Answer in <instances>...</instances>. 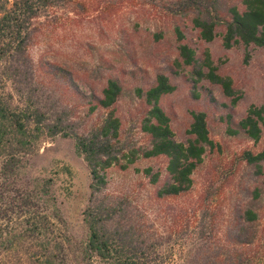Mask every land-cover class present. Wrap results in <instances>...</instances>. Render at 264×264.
Here are the masks:
<instances>
[{
  "label": "trees",
  "instance_id": "16d2710c",
  "mask_svg": "<svg viewBox=\"0 0 264 264\" xmlns=\"http://www.w3.org/2000/svg\"><path fill=\"white\" fill-rule=\"evenodd\" d=\"M126 5L132 10L137 5V11H152L159 21L170 22L179 43L177 61L201 79L222 84L229 96L234 93L232 80L218 73L209 57L203 64L207 70L203 69L177 21L189 18L205 41L221 32L226 47L239 44L264 49V0H0V78L13 87L12 91L0 88L3 169H14L20 161L18 153L33 150L42 138L74 140L91 179L83 212L87 230L78 244L79 264H264V145L260 150L242 148L224 161L208 114L202 110L192 112L187 135L178 140L163 105L164 98L177 88L173 77L179 72L172 68L160 69L150 84L134 88L143 107L133 115L134 125L146 136L139 144L118 113L127 90L113 66L95 65L94 72L105 78L104 84L100 90L92 86L87 95L76 83L72 68L55 57L50 47L41 51L43 56L35 52L63 33L79 34L83 45L87 23L99 33L124 31L117 18ZM165 28L157 29L156 40L165 35ZM57 88L62 89L59 97ZM69 93L81 101L70 103ZM82 106L83 112L95 115L89 126L81 125ZM233 126L230 132L257 143L264 134V107L252 105ZM206 157L210 159L204 165ZM156 158H162L164 166L148 165L142 171L153 187L151 197L158 201L192 198L182 209L176 239L172 232L162 236L153 231L133 213L127 197L105 193L111 169H127L140 159ZM199 173L203 184L196 189ZM52 184L53 178L46 177L35 183L37 207L48 209ZM46 210L36 213L29 227L36 239L46 235L54 217ZM178 240L180 254L174 259L171 248L176 249L173 243ZM40 245L45 250L43 264H67L60 253H52L59 247L42 240Z\"/></svg>",
  "mask_w": 264,
  "mask_h": 264
},
{
  "label": "rangeland",
  "instance_id": "374dc122",
  "mask_svg": "<svg viewBox=\"0 0 264 264\" xmlns=\"http://www.w3.org/2000/svg\"><path fill=\"white\" fill-rule=\"evenodd\" d=\"M136 7L134 5L132 10L126 5L123 15L117 18L118 27L124 28V31L99 33L98 29H93L94 26L87 23L83 30V45L79 43V34L63 33L60 38L38 46L35 52L43 56L41 51L46 45L50 47L55 57L72 68L78 78L76 83L87 95L92 91V86L100 90L104 84L105 78L94 72L95 65L105 62L113 66V72L122 78L127 90L124 99L118 103V113L125 123L124 128L139 144L144 143L146 136L139 131V125H134L133 115L139 114V109L143 108L135 96L134 88L150 84L160 69L169 71L172 68L179 72L173 77L177 88L164 98L163 105L172 118L171 125L178 140L185 139L192 112L202 110L208 114L212 136L220 144L222 152L219 155L224 161L233 152L245 147L260 150L264 145V134L256 143L230 132V129H235V126L232 128L230 125L241 120L252 105L264 107V49L239 44L226 47L221 32L214 40L205 41L189 18L177 21L182 27L184 41L195 52L203 69L207 70L203 64L209 57L217 72L232 80L234 93L229 96L222 84L214 83L209 78L201 79L193 70L184 68L177 61L179 43L171 26H168L170 22H160L155 12L140 9L138 12ZM164 26L167 30L165 35L156 40L154 33ZM0 88L8 91L13 89L5 78H0ZM56 90V96L59 97L62 89ZM74 94H67V99L70 103L80 102V99L75 100ZM84 110L82 106V127L89 126L95 117ZM74 144L72 138H42L33 150L19 152L20 161L14 169L6 171L3 169L5 156L0 153V264H43L45 250L40 245L41 240L50 242L52 248L59 247L53 249L52 253H60L67 264H79L78 244L86 235L83 212L89 202L91 179L88 166L84 158L77 154ZM210 157H206L204 165L208 164ZM164 164L162 158H156L140 159L127 169L117 166L109 172V185L105 193L123 199L127 197L131 201L133 213L152 226L153 231L162 236L172 232L176 239L182 209L192 203V198L184 196L158 201L151 197L153 187L142 173L148 165L158 169ZM45 177L53 178L50 196L47 197H50L48 209L34 204L37 191L35 183ZM202 184L203 178L199 173L196 175L195 188L199 189ZM27 201L32 204L29 205ZM56 208L59 210L57 218ZM45 210L54 217H50L46 235L36 239L29 227L36 213L42 215ZM174 243L176 249L172 247L171 251L175 252L173 258L176 259L180 254L179 240Z\"/></svg>",
  "mask_w": 264,
  "mask_h": 264
}]
</instances>
